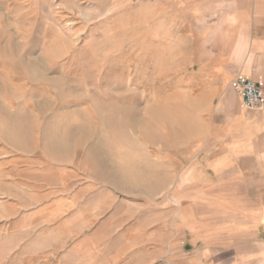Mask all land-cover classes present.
I'll use <instances>...</instances> for the list:
<instances>
[{
    "label": "rangeland",
    "instance_id": "rangeland-1",
    "mask_svg": "<svg viewBox=\"0 0 264 264\" xmlns=\"http://www.w3.org/2000/svg\"><path fill=\"white\" fill-rule=\"evenodd\" d=\"M257 1L0 0V264L113 259L98 224L152 211L264 264V108L229 83Z\"/></svg>",
    "mask_w": 264,
    "mask_h": 264
},
{
    "label": "crops",
    "instance_id": "crops-1",
    "mask_svg": "<svg viewBox=\"0 0 264 264\" xmlns=\"http://www.w3.org/2000/svg\"><path fill=\"white\" fill-rule=\"evenodd\" d=\"M257 2L264 4V0H258ZM258 13L259 11L256 14L254 13L253 20L255 23L249 48L245 51L243 62L239 66L238 71L232 77L239 75L246 76L257 82L264 89V12ZM238 101L241 105L243 103V107L246 106L240 94ZM261 116L264 120V109ZM152 212H140L130 215L121 214L119 218L116 215H111L101 221L98 224V233L101 234L98 238V252L100 254L105 252L106 255L112 253L114 257L113 259L108 258V255L103 258L99 257L97 264H161L164 262L175 264H233L238 262L239 259H241V263L245 262V264H249V256H244V254L239 252L228 254L225 251L227 248H211L209 236L207 235L200 238L205 241V244L199 243L198 236L196 238L193 237V239L187 242L184 241V243L171 240L170 229L167 226L170 218L169 213ZM181 216V214H178V219L181 221L178 226L179 233L181 232V234L183 233L187 236L190 233L195 234L196 231L198 235L195 221L192 218H186V216L182 218ZM159 220L160 222L157 226L160 227L159 225H161L159 228L161 236L155 240L153 229L156 227L155 223H158L156 221ZM116 221L119 222V225H116ZM165 224L167 225L164 227ZM112 226L115 228L119 227L122 230L126 229L125 232L132 236L129 238V242L125 239L120 244L111 246V248L105 233ZM143 229H145V233ZM185 243H189L192 246Z\"/></svg>",
    "mask_w": 264,
    "mask_h": 264
},
{
    "label": "built area",
    "instance_id": "built-area-1",
    "mask_svg": "<svg viewBox=\"0 0 264 264\" xmlns=\"http://www.w3.org/2000/svg\"><path fill=\"white\" fill-rule=\"evenodd\" d=\"M232 88L244 99L246 106L251 108H264V89L257 82L246 76H234L230 82ZM161 264H175L164 262Z\"/></svg>",
    "mask_w": 264,
    "mask_h": 264
}]
</instances>
